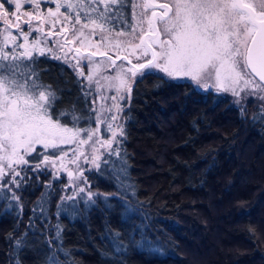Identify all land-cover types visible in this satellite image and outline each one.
Segmentation results:
<instances>
[{
	"label": "trees",
	"instance_id": "obj_1",
	"mask_svg": "<svg viewBox=\"0 0 264 264\" xmlns=\"http://www.w3.org/2000/svg\"><path fill=\"white\" fill-rule=\"evenodd\" d=\"M16 1L0 6L11 12ZM20 2L22 10L41 4ZM123 9L126 26L112 22L107 31L61 10L52 18L101 36L129 35L133 0ZM17 60L56 95L54 116L62 110L64 123L95 126L85 88L106 73L59 58L52 47ZM206 78L147 73L135 82L122 147L98 156L89 178L93 199L63 206L60 186L46 190V176L26 183L22 206L0 189V264H264V93L247 97L241 111L230 88Z\"/></svg>",
	"mask_w": 264,
	"mask_h": 264
},
{
	"label": "water",
	"instance_id": "obj_2",
	"mask_svg": "<svg viewBox=\"0 0 264 264\" xmlns=\"http://www.w3.org/2000/svg\"><path fill=\"white\" fill-rule=\"evenodd\" d=\"M133 6L129 35L101 36L61 24L40 6L22 10L20 0L11 12L0 6V27L27 28L54 44L62 58L119 74L127 95L140 77L160 73L172 80L199 75L235 94L257 91L262 96L264 0H133Z\"/></svg>",
	"mask_w": 264,
	"mask_h": 264
},
{
	"label": "rangeland",
	"instance_id": "obj_3",
	"mask_svg": "<svg viewBox=\"0 0 264 264\" xmlns=\"http://www.w3.org/2000/svg\"><path fill=\"white\" fill-rule=\"evenodd\" d=\"M27 1L40 2L51 15L61 10L72 15L69 20L93 27L95 22L101 26L99 30L95 26L97 31H107L103 27L112 22L126 26L125 0ZM50 47L60 58L54 44L34 33L17 31L0 36V59L7 64L0 66V189H7L19 206L26 183H41L45 176L46 190L52 189L54 182L60 186L63 206L75 198L93 199L98 192L91 188L89 178L97 168V157L106 151L118 152L125 139L122 129L127 93L119 74L96 73L99 76L90 79L85 88L95 115L94 127L64 123L62 110L57 116L52 114L56 98L52 89L38 81L28 62L14 64L17 59L43 54ZM228 93L241 111H245L247 97L258 95L257 91ZM42 204L40 199L39 208ZM52 228L56 233L55 224Z\"/></svg>",
	"mask_w": 264,
	"mask_h": 264
},
{
	"label": "flooded vegetation",
	"instance_id": "obj_4",
	"mask_svg": "<svg viewBox=\"0 0 264 264\" xmlns=\"http://www.w3.org/2000/svg\"><path fill=\"white\" fill-rule=\"evenodd\" d=\"M8 1H10V0H8ZM24 10H30V8L29 9H26V8H24ZM22 32V31H21ZM26 33V32H25Z\"/></svg>",
	"mask_w": 264,
	"mask_h": 264
}]
</instances>
